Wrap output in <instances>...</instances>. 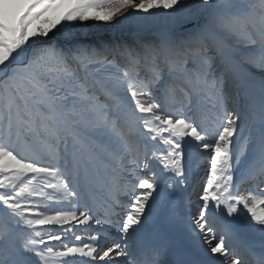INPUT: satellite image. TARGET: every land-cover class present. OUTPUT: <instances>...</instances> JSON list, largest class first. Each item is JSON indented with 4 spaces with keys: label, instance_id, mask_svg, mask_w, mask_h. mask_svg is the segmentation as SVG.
Listing matches in <instances>:
<instances>
[{
    "label": "snow or ice",
    "instance_id": "snow-or-ice-1",
    "mask_svg": "<svg viewBox=\"0 0 264 264\" xmlns=\"http://www.w3.org/2000/svg\"><path fill=\"white\" fill-rule=\"evenodd\" d=\"M0 264H264V0H0Z\"/></svg>",
    "mask_w": 264,
    "mask_h": 264
},
{
    "label": "bare ground",
    "instance_id": "bare-ground-1",
    "mask_svg": "<svg viewBox=\"0 0 264 264\" xmlns=\"http://www.w3.org/2000/svg\"><path fill=\"white\" fill-rule=\"evenodd\" d=\"M166 187V186H165ZM249 190H252L253 189V186L252 185H248V186H246ZM183 196H184V194L183 193H180V192H176V193H171V191L170 190H167L166 189V203H167V200L168 199H179V200H183ZM246 235V234H245ZM241 236V235H240ZM241 239L244 241V242H246V243H254V244H257L258 245V243H259V241H258V239L257 238H251L250 239V241L249 240H247L244 236H241ZM257 248H259L258 246H257Z\"/></svg>",
    "mask_w": 264,
    "mask_h": 264
},
{
    "label": "rangeland",
    "instance_id": "rangeland-1",
    "mask_svg": "<svg viewBox=\"0 0 264 264\" xmlns=\"http://www.w3.org/2000/svg\"><path fill=\"white\" fill-rule=\"evenodd\" d=\"M97 36H100V37H103V38H107V39H114V38H119L120 37V33L119 32H106V31H100L98 33H96ZM246 233H241L240 235L241 236H244L247 240L250 241V239L252 238H255L253 236H250Z\"/></svg>",
    "mask_w": 264,
    "mask_h": 264
}]
</instances>
